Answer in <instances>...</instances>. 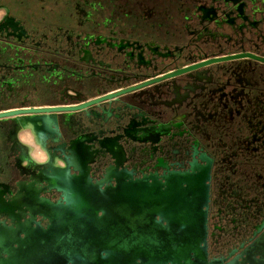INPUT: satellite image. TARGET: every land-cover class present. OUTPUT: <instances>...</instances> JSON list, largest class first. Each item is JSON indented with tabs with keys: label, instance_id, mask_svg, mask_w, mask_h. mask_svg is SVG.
Instances as JSON below:
<instances>
[{
	"label": "flooded vegetation",
	"instance_id": "flooded-vegetation-1",
	"mask_svg": "<svg viewBox=\"0 0 264 264\" xmlns=\"http://www.w3.org/2000/svg\"><path fill=\"white\" fill-rule=\"evenodd\" d=\"M108 3L0 0V231L46 228L68 163L102 189L200 166L207 261L264 264V0Z\"/></svg>",
	"mask_w": 264,
	"mask_h": 264
},
{
	"label": "water",
	"instance_id": "water-1",
	"mask_svg": "<svg viewBox=\"0 0 264 264\" xmlns=\"http://www.w3.org/2000/svg\"><path fill=\"white\" fill-rule=\"evenodd\" d=\"M42 179L66 204L39 202L33 219L0 231V264H220L207 261L209 174L195 167L164 181L117 180L101 188L83 172ZM68 181V184L65 183ZM72 183V184H71Z\"/></svg>",
	"mask_w": 264,
	"mask_h": 264
},
{
	"label": "trees",
	"instance_id": "trees-1",
	"mask_svg": "<svg viewBox=\"0 0 264 264\" xmlns=\"http://www.w3.org/2000/svg\"><path fill=\"white\" fill-rule=\"evenodd\" d=\"M98 10L99 13L108 14L111 12V6L108 3V0H98Z\"/></svg>",
	"mask_w": 264,
	"mask_h": 264
},
{
	"label": "bare ground",
	"instance_id": "bare-ground-1",
	"mask_svg": "<svg viewBox=\"0 0 264 264\" xmlns=\"http://www.w3.org/2000/svg\"><path fill=\"white\" fill-rule=\"evenodd\" d=\"M45 160V159H44Z\"/></svg>",
	"mask_w": 264,
	"mask_h": 264
}]
</instances>
